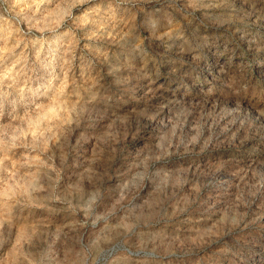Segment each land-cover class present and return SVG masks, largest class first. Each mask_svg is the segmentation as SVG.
<instances>
[{
  "label": "clouds",
  "instance_id": "clouds-1",
  "mask_svg": "<svg viewBox=\"0 0 264 264\" xmlns=\"http://www.w3.org/2000/svg\"><path fill=\"white\" fill-rule=\"evenodd\" d=\"M253 9L0 0V264H206L264 226Z\"/></svg>",
  "mask_w": 264,
  "mask_h": 264
},
{
  "label": "rangeland",
  "instance_id": "rangeland-1",
  "mask_svg": "<svg viewBox=\"0 0 264 264\" xmlns=\"http://www.w3.org/2000/svg\"><path fill=\"white\" fill-rule=\"evenodd\" d=\"M253 2L254 0H248L249 5ZM247 15L264 16V10L253 9ZM261 23H264V20H261ZM249 57L253 64H260L264 68V59L260 56L250 52ZM228 70L235 74L237 81L248 83L249 87L246 93H242V98L255 107L264 106V73L253 76L246 63H242L238 68L230 66ZM177 79L174 74L169 73L164 89ZM220 79H226V77ZM206 264H264V226H253L242 233L234 234L220 249L209 253Z\"/></svg>",
  "mask_w": 264,
  "mask_h": 264
}]
</instances>
